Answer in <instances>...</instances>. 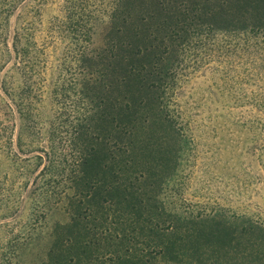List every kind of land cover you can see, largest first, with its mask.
<instances>
[{"label":"trees","instance_id":"1","mask_svg":"<svg viewBox=\"0 0 264 264\" xmlns=\"http://www.w3.org/2000/svg\"><path fill=\"white\" fill-rule=\"evenodd\" d=\"M24 1L0 0V58L19 76L5 82L17 119L0 129V264L40 244L30 264H264V224L160 198L184 150L166 101L178 53L264 33V0H63L49 36L27 23L9 44Z\"/></svg>","mask_w":264,"mask_h":264},{"label":"rangeland","instance_id":"2","mask_svg":"<svg viewBox=\"0 0 264 264\" xmlns=\"http://www.w3.org/2000/svg\"><path fill=\"white\" fill-rule=\"evenodd\" d=\"M63 4L21 3L10 18L9 44L15 29L27 23L36 28L38 40L45 39L55 17H64ZM106 23L96 29L92 48L101 43ZM13 57L0 58V129L17 119L5 93V82L19 81ZM175 66L176 83L166 101L175 107L184 150L160 198L169 211L197 215L222 210L264 224V33L217 32L192 46L190 41ZM57 219L67 216L59 210L49 217ZM42 247L27 248L13 264H30L36 253L42 255Z\"/></svg>","mask_w":264,"mask_h":264}]
</instances>
